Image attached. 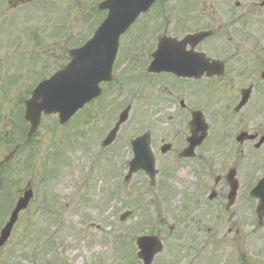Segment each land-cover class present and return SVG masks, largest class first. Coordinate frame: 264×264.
I'll return each mask as SVG.
<instances>
[{"label": "rangeland", "instance_id": "obj_1", "mask_svg": "<svg viewBox=\"0 0 264 264\" xmlns=\"http://www.w3.org/2000/svg\"><path fill=\"white\" fill-rule=\"evenodd\" d=\"M164 1L167 2L164 9L169 10L171 17L175 15V8H178L176 13L178 20L183 18L186 9L193 10L187 6L190 0H176L173 4L171 3L174 0ZM226 2L232 6L234 0L221 2L220 9ZM96 3L97 1H87L79 9L73 6L71 0H57L54 5L46 2L34 3L18 11L3 13L5 4L4 0H0V138L2 139L0 141L20 135V129L16 132V124L22 121L21 116V119L18 118V111L24 110L23 99H27L37 79L47 77L65 60L68 38L82 32L90 33L96 21L93 24L88 23L87 15L92 12L91 7ZM205 3L206 0L195 2V9L203 14L191 19L188 24H185V28L177 27V23L172 32L176 34L175 31L178 30L179 33L184 34L200 25L219 24L223 26L224 31L235 36L238 28L230 27L232 23L229 22V18H227L228 23L224 22L218 12L212 11L211 4ZM154 14H157L156 10ZM257 16L250 14L248 18L253 23L257 21ZM61 27H64V30H61ZM63 31L70 32V35H64V39L60 36V44L50 48L52 46L50 38L54 36L53 33ZM18 38L21 40L17 41ZM130 52L131 49H128L121 51L120 54L126 57L133 54L134 50ZM247 60V56H242L241 53L236 62L241 63ZM145 64L146 61L143 60L142 66ZM247 69L235 81L232 97L236 98L240 90L248 87L253 81L252 73ZM34 70L36 73H33ZM133 70L129 74L130 78L139 71ZM164 78L172 80L169 75H165ZM143 80V77H140L132 86H141ZM222 90L225 92L224 89ZM133 91L132 87L121 86L114 94L121 103H116L117 100L114 99L113 104L119 105L118 112L129 99H136L131 103L132 108L135 106V109L129 121L121 127L114 152L105 155L98 163H93L97 159L94 147L97 144L100 145L101 135L97 137V129L86 136L78 131L86 115L96 112L97 102L90 104V109L82 111L67 128H57L59 136L65 134V131H67L66 134L72 132L75 136L66 137L64 141H56L53 137L56 116L46 117L33 136L32 145H27L22 151L18 150L8 161H5V165L12 169L10 180L16 179V185L11 189L12 192H9L11 200L15 202L26 187H32L35 195L28 208L20 214L8 241L0 247V264H138L135 259L137 247L134 239L141 234H156L163 241L162 252L156 256L153 264H264V219L260 224L254 213L252 200L247 201L245 207L241 206L235 219L233 216L228 217L212 210L204 195L202 199H199L200 202H191L186 195H183L186 202L181 203L182 199L179 197L176 184L180 177L172 180L174 187L172 194L167 189H163V173L157 178L159 185L155 187H149L148 181L141 174L133 175L128 182L124 181L123 178L127 172L126 160L130 155L127 147L130 137L151 129L156 146H159L161 142L176 139L175 136L177 141L183 136L181 133L186 130L185 128L180 132L181 124H175L176 117L169 124L164 123L165 120L164 122L155 120L154 114L159 111L164 112L165 117L171 119L168 115L172 102L158 104L150 112L140 111L143 106L142 95L136 98ZM137 91H141V87ZM254 94L255 98L248 102L249 106L242 109L245 115L250 112L249 118L242 120L240 117L244 114L239 117L233 115L228 121L229 124L224 123L222 128L214 123L210 130L211 136L222 137L226 134L229 125L231 126L229 130L232 132L248 130L250 133L259 132V135H264V90L261 85L255 88ZM235 98L228 99L229 104H226L228 112L232 110ZM251 104L253 108L250 109ZM208 117L214 118L209 115ZM94 121L99 128V134L103 128L104 132H107L110 126L109 119L100 115ZM171 126L172 133L166 130ZM89 129L93 130L91 127ZM229 141L234 142L233 138ZM16 143H1L0 161H4ZM180 143L181 140L177 142V145ZM220 143L221 145H218ZM254 143L256 141L236 143L238 146L236 155L240 158L234 163L233 158L236 155L233 147L236 144L226 148V143L216 140L215 144L217 148L221 147V151L215 156L219 158V161H224V164L217 165L216 160L211 161L216 164L213 168L208 163L206 167L199 164L200 180L203 175L207 187L217 175H222V171L228 164L238 166L240 162L239 171L244 181L242 183L244 191L245 185L253 184L252 179L255 173H260L259 169L264 166V153L257 154L258 160L254 164L251 163L254 160L251 148L260 150L261 147L255 148ZM207 145L205 144L200 150L205 149ZM32 147L37 152L36 157L38 156L35 167L27 166L26 163V156ZM83 147L90 148V152L86 150L84 152ZM223 150H225L224 153ZM261 150H264V147ZM53 151L59 152L56 163L53 165L56 172H52V169L49 172L42 168V163L44 158ZM204 160L207 161V159ZM161 161L157 160V168L160 171L163 166ZM247 162L249 163L246 166ZM109 164L113 167H108ZM173 164V162L167 163V169L172 168ZM96 171L99 176L94 174L93 180L88 181L89 175ZM110 172L112 175H109ZM172 175L180 176V173ZM48 176H50V182H47L44 189L40 188L41 177ZM168 177L169 175L166 176ZM85 182H88V186L84 184ZM83 187L90 192L83 191ZM44 194L47 198L46 206L49 210H54L50 219L42 212L41 200ZM83 194H87L85 199L81 198ZM13 205L5 218L0 215L2 225L7 221ZM126 211L131 212L124 220H121V215ZM56 214H58L57 217ZM221 218L223 224L217 226ZM237 221L243 223L242 227L247 232L236 230ZM233 224H235L234 229H230L229 227ZM253 228H255L254 231H252ZM47 239L54 241L52 245L46 243ZM42 248L45 250L43 249L40 254L39 249Z\"/></svg>", "mask_w": 264, "mask_h": 264}, {"label": "flooded vegetation", "instance_id": "obj_2", "mask_svg": "<svg viewBox=\"0 0 264 264\" xmlns=\"http://www.w3.org/2000/svg\"><path fill=\"white\" fill-rule=\"evenodd\" d=\"M26 5L19 4L14 9L24 7ZM217 5V10H215L214 12L223 14L221 17L226 23H228L227 18H229V22L232 23L230 25L231 28H238L235 36L224 31L223 26L219 24H209L208 26L201 25L200 27H198V30H195L191 33L200 32L201 30H210L211 35L204 38L202 41L191 40L190 42L180 45L178 53L180 59L179 66L182 70V74L180 76L164 72L147 73L145 75V79L148 84L163 86V90L169 95H171L175 91V109H179V113L181 115H190L196 110L202 111V113L204 114V119L206 120L208 125L209 134L211 128H213L214 126V123H217L218 127L222 128V125L224 123H227V125L229 124L228 121L231 116L235 115L237 117L240 115L241 112L240 108H238V103L239 100L242 99V89L240 90V94L235 98V96L232 97V88L235 84V81L242 75V72L245 71L246 66L244 65L243 70H239L240 65L236 62V59L241 56V53L242 56L248 55L255 46L253 43H251V41L257 39V37H248V35H250L251 33L242 30L245 29L247 23L246 16L241 15L237 9H232L228 2H226L225 5L221 6L222 9H220V4L217 3ZM213 29L216 31H214ZM233 39L239 41H236L230 45L226 42L227 40ZM143 43V50L146 51L145 61L147 66L151 62V52L153 50L154 44L152 41ZM133 50L134 48H131V51ZM257 50H259V47L255 48V51ZM195 52L206 53L208 57H211L213 59L216 58V60L222 61L224 64L222 71H220V67H218L215 69L216 74L212 76H207L205 73L199 74L196 71L198 70L199 64L196 65L197 57ZM68 57L69 48H66V58L63 63L68 59ZM256 67L257 65H255L254 67L253 65L248 66L247 70H249L250 73L254 74V70L256 69ZM230 70L232 72H229ZM165 75L171 76L172 80L166 81L164 78ZM200 81H202L201 84ZM260 82L262 83L264 82V80ZM119 83L120 81L115 76H113V79L110 82H102V93L98 97V99H102V102L104 101V99H116V97H114V94L118 92ZM222 89H224L225 92H223ZM254 92L255 88L253 87L252 95H250L249 99L255 98ZM234 98L236 99V101L232 104V110L228 112V110H226V104H229L228 99ZM102 102H100V105L103 104ZM168 102L170 103L172 101ZM199 102L201 103L198 104ZM105 104L107 114L112 116L113 104H110L108 100L107 103L105 102ZM208 115L214 116V118L210 119ZM223 120L225 121L223 122ZM201 126H203V122ZM256 134L259 137H264V135H259V132H256ZM229 138L230 136L227 133L218 138L213 136L210 143H207L209 139L206 138L199 146H196L192 150L191 154H189V156L187 157L182 156V153L187 145L183 144L181 140L180 145H177L176 143L170 151L163 154L167 157L164 158L160 156L163 164L161 173L167 175V163H175V165L173 164L172 166L173 169L170 170L174 174L176 172L180 173V176H174L172 175L173 173H171L168 178L169 182L163 183V185L171 192V190H173L172 180L174 181V179L180 177V180H178L176 184L178 187L177 190L179 191V197L182 199L181 203L185 204L186 202V200L183 198V195H186V198L188 200H191V202H200L199 199H202L204 195V198L208 201V204L210 205V208L212 210L228 217L233 216V218L237 219L236 213L240 212L241 206H246V197L242 187V183H244V181L242 180L240 171H238L239 167L238 169L236 168V170L234 169V175L227 176L228 173L226 175V170H228V168L230 167L226 166V169L222 171V175H217L213 179V182L209 183L207 187L205 186V177L202 175V179L200 180L198 172L195 170V168H199L200 166L206 167L207 163L212 168L215 167L216 164H213L211 162L213 160H216L215 162L217 163V165L224 164V161H219V158L215 156V154H218L221 151V147L217 148V145L215 143L216 140H218L222 143H226L225 147L229 148L230 146H232V144L227 143ZM206 143L208 144L207 147L203 150H200L205 146ZM218 145H221V143ZM254 145L257 148H259L260 146V148H262L264 147V141L261 144H257L256 142L254 143ZM225 150H223V153ZM234 153L236 155L237 151L234 150ZM239 158L240 156L236 155L233 160L237 162ZM199 159H202V161H199ZM204 159H207V161ZM228 172H230V170ZM200 181L202 183L201 186H199ZM232 181L235 182V192L232 191ZM222 224L223 220L221 218L218 221L217 226H220ZM234 226L235 224H233V226L229 228L232 229Z\"/></svg>", "mask_w": 264, "mask_h": 264}, {"label": "water", "instance_id": "obj_3", "mask_svg": "<svg viewBox=\"0 0 264 264\" xmlns=\"http://www.w3.org/2000/svg\"><path fill=\"white\" fill-rule=\"evenodd\" d=\"M139 0H131V8H137ZM138 9H136L137 12ZM132 13H127L123 8L121 11L116 10V6L113 7V12L110 14L111 18L108 20L110 23L109 26L105 27V31H109V33L113 34V37L110 38L114 39V44L109 48L114 50L112 54L115 53L117 48L116 42V32L119 31L121 25L124 23L126 19H128ZM99 39V38H98ZM97 39V40H98ZM91 47V46H90ZM74 60L61 72L57 73L52 79L41 83L33 92L32 98L26 101V112L25 118L31 122V128L29 132V136L33 134L36 130L39 122L40 116L42 112L45 113H52V112H59L61 121L64 122L71 114L75 112V110L80 107L86 100L92 98L97 93V82L98 80L103 77V74L106 72L108 74L109 68L103 65L102 68L95 69L97 66V61L95 58L97 54H95V58L92 63L88 64L87 66H83L84 68L81 69L79 67V60H76L79 57L80 52L79 50L75 51L74 53ZM76 60V61H75ZM74 74H78L76 78L79 77H87L86 78V85L84 86L83 90L79 92L77 87L70 88L66 91H61L66 89L67 87H62L61 84H58V78L63 76L65 79L73 78ZM78 83L76 82L75 85ZM74 91L77 92L75 98L72 97ZM128 111V110H127ZM127 111H125L120 119L119 124L127 118ZM118 126L114 131L111 133V138L114 136ZM200 140V139H199ZM199 140L191 138L190 142L192 146L197 144ZM152 162V161H151ZM150 162V163H151ZM143 165V160H135L134 165L135 168H140L141 166L144 167L151 175H154L153 166L151 164ZM31 197V191H27L23 198H21L12 213L10 222L7 223L6 227L2 231L0 237V245L5 242V240L9 237L10 231L12 228L13 223L17 219L18 212L25 208L29 198ZM138 245L141 251L138 253L139 257L143 259L144 264H151L153 257L161 250V243L156 237H141L138 239Z\"/></svg>", "mask_w": 264, "mask_h": 264}, {"label": "snow or ice", "instance_id": "obj_4", "mask_svg": "<svg viewBox=\"0 0 264 264\" xmlns=\"http://www.w3.org/2000/svg\"><path fill=\"white\" fill-rule=\"evenodd\" d=\"M164 55H166V53H164Z\"/></svg>", "mask_w": 264, "mask_h": 264}]
</instances>
